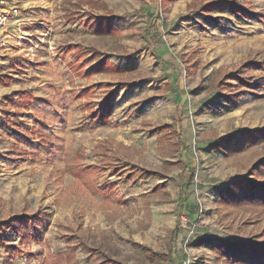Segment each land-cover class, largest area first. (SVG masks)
<instances>
[{"label": "rangeland", "instance_id": "obj_1", "mask_svg": "<svg viewBox=\"0 0 264 264\" xmlns=\"http://www.w3.org/2000/svg\"><path fill=\"white\" fill-rule=\"evenodd\" d=\"M13 4L0 31V111L4 96L30 90L49 107L19 112L44 118L60 147L21 159L0 119V223L25 218L0 232L15 248L0 247V264H171L174 230L175 264H234L212 247L264 243L263 206L217 201L264 158V140L241 137L264 129V0ZM103 16L116 32L98 29ZM238 72L244 85H226ZM229 93L235 102H221ZM135 168L155 175L135 180Z\"/></svg>", "mask_w": 264, "mask_h": 264}, {"label": "trees", "instance_id": "obj_2", "mask_svg": "<svg viewBox=\"0 0 264 264\" xmlns=\"http://www.w3.org/2000/svg\"><path fill=\"white\" fill-rule=\"evenodd\" d=\"M237 9L236 6H233ZM214 6H208L207 12H211ZM241 13L242 10H239ZM111 19L103 16V21H98L99 28L103 33H113L117 31V27L111 24ZM75 63L78 62V58L74 56ZM103 66L108 65V62L103 60ZM102 63L100 66H102ZM254 63L247 64V70H250ZM241 72H238L235 76H229L227 78L226 85L233 87L230 81L237 82V88L244 85L245 79ZM258 89L264 90V77L259 83H257ZM231 91V90H230ZM237 93H229L226 98H222L221 102L233 103L235 102ZM114 102V96L105 100L103 103V114L108 117L109 108ZM5 109L0 111V119L3 123L14 132V139L16 140V146L11 153L25 160H33L41 158V156L50 157L55 154L60 147L55 137V134L51 130L49 123L44 118L36 119L30 124L25 119L23 112H19L22 108L30 109L31 107H41L42 110L48 109L47 102L43 100H37L32 96L30 90H19L9 95L4 96ZM18 109V110H16ZM243 142L248 143L246 146L255 145L257 142L264 140V129L254 132H242ZM222 146L227 151L232 150L235 144L232 140H224ZM5 160L8 163H13L14 160L9 155L5 156ZM24 160V161H25ZM112 165V164H110ZM105 168L103 171H108ZM114 173H122L126 171L120 167L113 168ZM130 175L135 179L144 180L149 179L155 174L141 168H135L130 171ZM217 201L223 205L240 206V205H256L264 207V158L257 161L248 174L240 179H235L228 182L223 188L220 189ZM39 218V216L30 217L33 221ZM23 217H15L11 222H1L0 232H5L10 228L11 223H17V221H23ZM176 231L171 234V240L169 242L170 251L168 258L171 264H175V258L173 256V245L175 242ZM0 247L6 250H15L14 246L8 244L7 239H0ZM212 249L216 252L218 259H223L227 262L234 264H264V243H229L218 242ZM7 259H12V256H8ZM102 264H122L120 262L112 261L110 259L104 260Z\"/></svg>", "mask_w": 264, "mask_h": 264}, {"label": "built area", "instance_id": "obj_3", "mask_svg": "<svg viewBox=\"0 0 264 264\" xmlns=\"http://www.w3.org/2000/svg\"><path fill=\"white\" fill-rule=\"evenodd\" d=\"M13 2L14 0H0V31L6 29L9 21L18 15L19 10Z\"/></svg>", "mask_w": 264, "mask_h": 264}]
</instances>
